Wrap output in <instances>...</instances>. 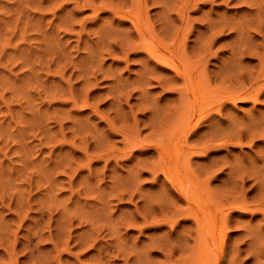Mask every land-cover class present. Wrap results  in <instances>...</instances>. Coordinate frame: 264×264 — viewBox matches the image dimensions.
<instances>
[{
	"label": "rangeland",
	"instance_id": "rangeland-1",
	"mask_svg": "<svg viewBox=\"0 0 264 264\" xmlns=\"http://www.w3.org/2000/svg\"><path fill=\"white\" fill-rule=\"evenodd\" d=\"M108 1L130 10L131 0H0V264H182L194 254L195 263L207 254L216 264L217 249L199 252L194 223L174 216L184 203L147 165L156 160L154 149L132 145L152 143L151 134L181 123L178 105L186 97L166 91L181 84L162 90L154 77L173 74L145 72L152 62L147 66L145 52L129 49L130 22L91 8ZM261 1L147 0L156 35L166 36L168 45L177 35L185 41L182 48L203 83L193 107L201 120L196 141L227 140L192 157L190 170L200 189L227 209L246 205L230 212L218 264H264V95L257 103L208 107L211 113L204 106L227 87L238 88L247 72L252 81L260 71ZM212 28L220 32L209 51L203 40ZM200 104L203 111H197ZM253 128L259 132L251 134Z\"/></svg>",
	"mask_w": 264,
	"mask_h": 264
},
{
	"label": "bare ground",
	"instance_id": "bare-ground-1",
	"mask_svg": "<svg viewBox=\"0 0 264 264\" xmlns=\"http://www.w3.org/2000/svg\"><path fill=\"white\" fill-rule=\"evenodd\" d=\"M254 2L256 1L257 2V0H253ZM262 1H264V0H262ZM262 1H261V3H262ZM109 2V1H108ZM121 2V1H120ZM122 2H124V0H122ZM126 2H127V0H126ZM253 2V4H255V5H257V3L259 4V2H255L254 3ZM125 3V2H124ZM131 5H129L130 7H129V11H124L122 8H120L122 5V3H119L120 5V7L119 6H116V5H114L113 3H106V4H110V5H107V7L105 6V7H103L104 5H101L102 7H99L100 5L98 4V5H96V6H93V4L91 5V8L93 7V10H94V13H95V11L97 12L98 11V9L99 10H101V12H102V10L103 11H107V10H109V11H111L113 14H114V16L115 17H118V18H120V19H122V20H128L129 22H130V25H131V27H132V29H133V31H134V33H129L128 31V33L131 35L132 34V37L131 36H129L130 38H128L127 37V39H131V44L129 43V44H127L128 46H126V47H128L129 49H135V51H136V49L138 48V49H140L142 52H145V54H146V60H145V62H146V64H147V66H148V63H150V62H152V64H151V66H149V71H148V69L146 68L145 69V72H146V70H147V74H148V72H151V74H153L154 76L155 75H157V73L159 74V72H160V70H165V71H169V72H171L173 75L171 76H167L166 75V77H163V78H161L160 77V80H159V77L158 78H156V76L154 77V79L155 80H158L157 82H158V86H160L161 88H162V90H164V89H166V84H168V83H174V82H180V88L178 87V88H174V87H172V88H170V87H167L168 88V90H166L167 92L169 91V90H172V91H178V92H180V93H182L181 94V97H183V96H185L186 97V99L184 98V102H183V104H180L179 103V105H178V107L179 106H181V109L182 110H180L181 112L183 111L184 112V117L182 116V121H181V123H179V124H177V125H174L173 126V124H171V125H169V126H171V127H169L168 129H163L162 128V133H160V135L159 136H157V134H151V135H155L156 137H154V136H152V141H154V142H152V143H150V142H148V143H146V139H144L145 140V143L146 144H143L144 142H140V141H137V142H133V146L134 147H137V148H141V147H144V146H146V148L147 147H150V148H152V149H154V151L156 152V160L153 158V163H152V165H150V163L149 162H147V165H149L150 167L152 166V170L154 171H152V170H150L149 168L150 167H148V169L150 170V172L152 171L153 173H157V172H159L161 175H163L165 178H166V180H167V182H168V184L170 185V188H168V189H172V190H175L176 192H177V196H178V198H177V200L178 201H181V202H183L184 203V206L182 207V205H181V207L179 208V209H181V210H178V211H176L175 212V214H174V211L172 210V215L174 214V216H179V215H181L182 216V221H192L193 223H194V228L193 229H191V230H193V232H195L196 233V235H197V240H198V242H197V244H198V246L197 247H199V249H197V250H199V252H201V253H203L202 251L203 250H209L210 252H212L213 250L212 249H214V248H216L217 249V251H218V255L216 256V259H215V261H213V263L215 262L216 264H218L219 263V260H220V258H223L222 257V254L224 253L223 252V249H224V246H225V238H226V233H225V231H226V229H227V227L229 226V223H230V212H231V210L233 209H242V210H239V211H244L245 209H246V205H245V203H244V201H242L243 203L242 204H240L241 203V201H240V203H238L239 205H237V206H235L234 204L232 205V203L234 202H232L231 203V205H232V207H230L229 208V206L230 205H228V209H227V206H224V205H222V201H220V202H218V200L212 195V194H210V192L208 191V190H203V189H200V187H199V181H198V179L196 178V176L194 175V173H193V171H191L190 170V161L192 160V157L194 158V157H199V156H203V155H206L207 154V152H208V149H210L211 148V150L213 149V147L215 148V147H218V148H221V146H226L227 145V140L226 141H223V143H220V144H218V143H216V141L215 140H213L212 138V140L213 141H215V143L212 141L211 142V140H206V142H204V144L202 143V145H201V142L199 143L198 141L199 140H197L196 141V136H195V134L197 133V131H198V129H199V125L201 124V120L199 119V118H197L196 117V114H195V112L193 111V107H194V109H195V106H194V104H196V102H197V100H198V97H196L197 95H199L200 94V90L202 89L201 87V84H203V83H200V81H199V76H198V74H197V71H195V69H194V66H193V64L189 61V59L186 57V55H185V51L183 50V46H182V44H184V40L183 39H180V40H178L180 37H178V35L176 36V38H178L177 39V41L176 40H174V44H173V42L171 43L172 45H168L167 43H164V41H163V39L164 38H166V36L164 37V38H162V40L160 39V37H158L157 35H156V33H155V31H154V29H153V27L150 25L151 23H149L150 21V19L148 20L147 19V0H131V2H129ZM260 3V4H261ZM100 4H102V3H100ZM118 4V3H117ZM252 4V5H253ZM95 5V4H94ZM255 5H253L254 7H255ZM123 6H125V5H123ZM262 6V5H261ZM90 7V6H89ZM258 6H256V8H257ZM261 8V7H260ZM259 8V11H262V10H264V7H262V9H260ZM256 11H257V9H255ZM108 12V11H107ZM255 12V11H254ZM262 12H264V11H262ZM110 13V12H109ZM111 13V14H112ZM112 14V15H113ZM258 14H259V12H258ZM254 15H257L256 13L254 14ZM261 15H264V14H261ZM251 17V16H250ZM257 17V16H256ZM258 17H260V16H258ZM258 17L256 18V19H258ZM262 17H264V16H262ZM117 18V19H118ZM252 18V17H251ZM261 18V17H260ZM259 18V19H260ZM119 19V20H120ZM181 19H182V17H181ZM180 19V20H181ZM255 19V22H257L258 20H256ZM262 19V18H261ZM250 21H251V19H249ZM262 20H264V19H262ZM212 21V20H211ZM211 21H209V23L211 22ZM253 21H254V19H253ZM123 22V21H122ZM261 22V21H260ZM209 23H207V25L209 24ZM212 23V22H211ZM211 23L209 24V25H211ZM246 23H247V21H246ZM246 23H244V24H246ZM249 23V22H248ZM254 24V23H253ZM259 24V23H258ZM222 25V24H221ZM221 25H218L217 26V24H215V26H217L216 28L218 29V28H221V27H219V26H221ZM256 25V24H255ZM260 25V24H259ZM259 25H258V28H259ZM261 25H264V23H262ZM212 27H213V24L211 25ZM224 26H229L228 24L227 25H224ZM223 27V26H222ZM227 27H226V29H227ZM214 28V27H213ZM212 28V31H210L211 32V35L209 36V34H208V38H206V40H205V38H204V40H203V42H205V43H208V44H203V42H202V44H203V48H204V46H205V50L206 49H208L209 51L211 50V49H209V48H211V44H212V41L214 40V38H215V34L217 35V31H219V30H217V29H213ZM255 28V27H254ZM186 29V28H185ZM211 29V28H210ZM253 29V28H252ZM262 30H264V29H262ZM132 31V32H133ZM213 31H216V33H212ZM256 31V30H255ZM126 32V33H127ZM220 32V31H219ZM257 32V31H256ZM209 33V32H208ZM261 33V32H260ZM259 33V34H260ZM183 33H181V37H185V36H183L182 35ZM187 34V33H186ZM261 35V34H260ZM262 35H264V34H262ZM187 36V35H186ZM125 37H126V35H125ZM127 39H124V40H127ZM136 42H135V41ZM185 40H186V38H185ZM133 42V43H132ZM135 42V43H134ZM214 42V41H213ZM125 44V43H124ZM201 43H200V46L202 45ZM199 46V47H200ZM125 47V45H124V49L126 48ZM183 47V48H182ZM202 48V49H203ZM129 49H128V51H129ZM204 50V52H206ZM207 50V51H208ZM131 51V50H130ZM204 52H203V54H204ZM207 53V52H206ZM199 55V54H198ZM201 55V54H200ZM210 55V54H209ZM242 55V54H241ZM203 59V58H202ZM197 60V59H196ZM262 61H264V59H262ZM261 60H260V64L261 65H259L260 67V71L257 73V76H255V79L253 80L252 79V81H250L251 79H250V76H252V75H249L250 73H248L247 72V74L248 75H243V76H241L242 75V73H241V75H239L240 73L239 72H236V74L238 75H236L235 73V76L237 77V79L235 78V76L233 77V76H231L232 78H235V80H237L238 81V77L239 76H241L242 77V79L244 78V77H247L246 78V80H243L242 82H241V80H240V82H241V84H240V86L238 87V88H235V89H231V88H229V89H227L226 87V89L225 90H223V91H220V93L218 92V95L216 94V97L218 96V98L216 99V97L214 96V97H212L215 93H213L212 95H210L209 94V92H208V94H209V96L211 97V100H213V98L214 99H216V101H214V102H212L210 105H209V103H207L206 105H204L205 106V108H206V110H208V107H209V110H210V107H213V109H214V106L215 105H219L220 107H222L223 105H225L226 103H230V104H234L235 102H240V103H245V102H252V103H257L258 102V98L260 97V95H264V89H262V87H264V86H262V85H264V83H262V82H264V81H262L261 79H264V65H262V62ZM144 62V61H143ZM144 62V63H145ZM239 62L240 61H238V66H240V64H239ZM197 63H199L198 61H197ZM208 63V62H207ZM206 63V64H207ZM223 65V64H222ZM242 65V64H241ZM143 66H145V65H143ZM146 66V67H147ZM262 66V67H261ZM223 67V66H222ZM203 68V67H202ZM205 68V67H204ZM220 68H221V66H220ZM224 68V67H223ZM222 68V70L224 71V69ZM227 68V67H226ZM240 68H242V66H240ZM197 69H200V68H198L197 67ZM233 71V68L231 69H228V71ZM221 71V70H220ZM222 71V72H223ZM226 71V70H225ZM236 71V70H235ZM237 71H239V70H237ZM169 72H167V73H169ZM222 72H221V74H222ZM230 72V73H231ZM245 72V71H244ZM243 72V73H244ZM226 74L228 73L227 71L225 72ZM206 74V73H205ZM233 74V75H234ZM203 75V74H202ZM207 75V74H206ZM228 76H230V74H227ZM226 75V76H227ZM221 76V75H220ZM219 76V77H220ZM223 76V75H222ZM225 76V77H226ZM227 76V77H228ZM227 77H226V80H227ZM249 77V78H248ZM208 78V77H207ZM229 78V77H228ZM240 78V77H239ZM154 79H152V80H154ZM223 78H221L220 80H222ZM229 79H231V78H229ZM228 79V80H229ZM219 80V81H220ZM224 80V79H223ZM223 80L221 81V82H223ZM234 80V79H233ZM248 80H249V86L250 87H248V88H246L247 86H245L246 85V83L245 82H247L248 83ZM199 81V82H198ZM209 80H207L206 81V84L208 85V82ZM237 81H235L236 83H237ZM156 82V81H155ZM220 82V83H221ZM225 82V81H224ZM234 82V81H233ZM234 82V83H235ZM239 82V81H238ZM239 82V83H240ZM250 82H252L251 84H250ZM235 83V84H236ZM261 83V84H260ZM206 84H205V86H206ZM226 84V83H225ZM248 85V84H247ZM261 85V86H260ZM204 86V85H203ZM210 86V85H209ZM207 87V86H206ZM224 87V86H223ZM222 87V88H223ZM170 88V89H169ZM161 90V89H160ZM213 91V90H212ZM198 92V93H197ZM207 93V92H206ZM211 93V92H210ZM203 94H205L204 92H203ZM187 97H188V99H187ZM207 97V96H206ZM210 97H209V99H210ZM208 98V97H207ZM206 99V98H205ZM210 100V101H211ZM199 101H201V100H199ZM203 101V100H202ZM206 102V101H205ZM219 102V103H218ZM203 105V104H202ZM199 107L201 106V104L200 105H198ZM204 106H203V109H204ZM187 109V110H186ZM202 109V107H200V108H198V110L197 111H199V110H201ZM203 109L201 110V111H203ZM213 109H211V110H213ZM216 109H217V107H216ZM215 109V110H216ZM208 110V111H209ZM210 110V111H211ZM214 110V111H215ZM219 110V109H218ZM179 111V112H180ZM209 111V112H210ZM214 111H212V112H214ZM217 111V110H216ZM182 112V113H183ZM185 112H186V116H185ZM218 113H220L219 111H217ZM177 113V112H176ZM187 113H188V115H187ZM207 114H206V116H209L210 114H208V112H206ZM211 113V112H210ZM216 113V112H215ZM217 113V114H218ZM180 114V116H181V113H179ZM167 115V114H166ZM200 115V114H199ZM158 116V115H157ZM177 116V115H176ZM218 116H220V115H218ZM167 118V117H166ZM171 118H173V117H171ZM184 118V119H183ZM161 119V118H160ZM166 120V119H165ZM173 120V119H172ZM171 120V121H172ZM174 120H177V119H174ZM158 121V120H157ZM160 121H163L164 122V117H163V120H160ZM202 121H203V119H202ZM207 121V120H206ZM209 121V120H208ZM173 122V121H172ZM174 122H176V121H174ZM160 123V122H159ZM165 123V122H164ZM163 123V124H164ZM156 124V123H155ZM161 124H162V122H161ZM166 124V123H165ZM168 124V123H167ZM186 124V125H185ZM154 126V125H153ZM157 126H159V124L157 125ZM156 125H155V128L157 127ZM166 127H167V125H166ZM255 128V127H254ZM253 128V130H254V133H251V134H256V133H258L259 132V130H258V132L256 131L255 132V130H257V129H254ZM153 129H154V127H153ZM152 129V130H153ZM186 129H188V133L190 134L189 136H185V134H187L186 132ZM250 129H252L251 127H250ZM249 130V128L247 129V131ZM262 130V129H261ZM155 131V130H154ZM153 131V132H154ZM186 131V132H185ZM262 131H264V130H262ZM251 132H253V131H251ZM156 133V132H155ZM250 133V132H249ZM248 133V134H249ZM262 133H264V132H262ZM261 133V134H262ZM151 135H150V138H151ZM126 136V135H125ZM195 137V140H193V145H188V141L190 140V139H192V138H194ZM252 136H254V135H252ZM251 136V137H252ZM127 137V136H126ZM155 139H154V138ZM211 137V136H210ZM210 137L208 138V139H210ZM229 137H231V136H229ZM149 138V137H148ZM149 138V139H150ZM216 138H219V137H216ZM258 137L256 136V139H257ZM260 138V137H259ZM258 138V139H259ZM136 139V138H135ZM148 139V140H149ZM198 139V138H197ZM254 139H255V137H254ZM137 140V139H136ZM135 140V141H136ZM144 140H142V141H144ZM147 140V141H148ZM224 140V139H223ZM132 141V140H131ZM202 141H204V140H202ZM217 141H218V139H217ZM219 141H220V139H219ZM218 141V142H219ZM228 141H230V140H228ZM254 141V140H253ZM139 142V143H138ZM194 142L196 143V144H194ZM221 142H222V140H221ZM226 142V143H225ZM231 142V141H230ZM127 143V142H126ZM129 144H127V145H125V146H128L129 147V145L131 144L130 142H128ZM197 143H199V144H197ZM205 143H206V145H205ZM212 143V144H211ZM214 144H216V145H214ZM228 144H229V142H228ZM233 144V143H232ZM236 144V143H235ZM237 144H240V143H238L237 142ZM249 144H252V141L249 143ZM144 145V146H143ZM201 145V146H200ZM204 145V146H203ZM238 146V145H237ZM145 148V149H146ZM130 149V148H129ZM144 149V150H145ZM148 149V148H147ZM141 150H142V148H141ZM210 150V151H211ZM215 150V149H214ZM217 150V149H216ZM213 151V150H212ZM152 157V156H151ZM148 160V159H147ZM154 160H155V162H154ZM146 161V160H145ZM151 161V160H150ZM144 164V163H143ZM145 165V164H144ZM147 165H146V167H147ZM145 169H147V168H145ZM148 169H147V171H148ZM193 170V169H192ZM152 173V174H153ZM154 174V175H155ZM160 175V176H161ZM234 176V175H233ZM250 176H252V175H250ZM247 178H248V176H246ZM261 177V176H260ZM235 179H236V177H234ZM240 178H241V176H240ZM257 178V177H256ZM262 179V178H261ZM261 179H258V180H261ZM165 180V181H166ZM241 180V179H240ZM249 180V179H248ZM251 180V179H250ZM255 181H257V179H255ZM258 182V181H257ZM260 183H262V182H260ZM166 184V183H165ZM261 184H258V187L260 186ZM262 186V185H261ZM261 188V187H260ZM262 188H264V187H262ZM171 191V190H170ZM261 191H264V190H261ZM174 192V191H173ZM163 193H165V192H163ZM169 193V192H168ZM167 195V194H166ZM164 196V195H163ZM171 196V195H170ZM174 196V195H173ZM261 196H262V194H261ZM260 196V197H261ZM169 197V196H168ZM175 197V196H174ZM165 198V197H164ZM175 199V198H174ZM170 200V198L168 199V201ZM176 200V199H175ZM173 201L172 202V205H173V203H175L176 201ZM241 200V199H240ZM236 202H238V201H236ZM169 203V202H168ZM178 203V202H177ZM176 203V204H177ZM227 203V202H226ZM229 204H230V202H228ZM227 203V204H228ZM176 204H174V206H177ZM224 204V203H223ZM170 205H171V203H170ZM170 205L168 206V207H170ZM173 206V207H174ZM170 209V208H169ZM171 210V209H170ZM165 215V214H164ZM174 216H171V218L173 217L174 218ZM163 218V217H162ZM168 218V217H167ZM169 219V218H168ZM167 220V219H166ZM180 221V220H179ZM172 222H174L173 224H172V226L173 225H175V224H177V219H176V217H175V219H174V221H172ZM236 222V221H235ZM171 223V222H170ZM183 223V222H182ZM167 224V223H166ZM170 225V224H169ZM191 225V224H190ZM168 226V225H167ZM171 226V225H170ZM190 229V228H189ZM186 236H187V234H186ZM183 237V236H182ZM181 238V237H180ZM185 239V238H184ZM196 240V239H195ZM184 242V241H183ZM178 243H180V242H178ZM177 243V244H178ZM184 243H186V242H184ZM195 243V242H194ZM181 244H183L182 242H181ZM180 244V245H181ZM196 244V243H195ZM183 246L185 247V245L183 244ZM173 247H174V245H173ZM172 247V248H173ZM175 247H176V245H175ZM174 247V248H175ZM196 247V246H195ZM214 247V248H213ZM177 248V247H176ZM175 248V249H176ZM180 248V247H179ZM212 248V249H211ZM181 249V248H180ZM196 249V248H195ZM174 250V249H173ZM183 249H181V251H182ZM185 250V249H184ZM196 250V251H197ZM198 252V253H199ZM197 253V252H196ZM198 253L196 254V256H198ZM208 253V252H207ZM164 255H166V253H163ZM202 256L201 257H199L198 259H200V260H198V261H196V263L194 262V261H191V260H194V258L196 259L197 257H194L195 256V254H194V256H192L193 257V259H191L189 262H187L188 260H189V258H188V260H186V262L187 263H185V260H184V262L182 263V264H193V263H195V264H210V257L209 256H207V254H206V256H204L203 254H201ZM209 255V254H208ZM224 255V254H223ZM191 256V255H190ZM199 256H200V254H199ZM214 256V255H213ZM212 256V257H213ZM169 258V257H168ZM191 258V257H190ZM210 259V260H209ZM169 260V259H168ZM168 260L166 261V262H168ZM214 260V259H213ZM170 261V260H169ZM172 261V260H171ZM178 261V260H177ZM174 262V261H173ZM172 262V264H174ZM212 262V261H211ZM170 263V262H169ZM177 263H179V262H177ZM212 264V263H211Z\"/></svg>",
	"mask_w": 264,
	"mask_h": 264
}]
</instances>
